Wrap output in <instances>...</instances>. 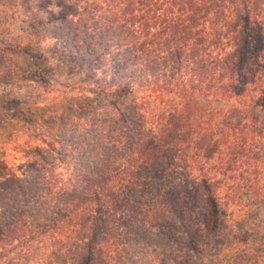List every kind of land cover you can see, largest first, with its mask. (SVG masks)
Instances as JSON below:
<instances>
[{"label": "trees", "instance_id": "obj_1", "mask_svg": "<svg viewBox=\"0 0 264 264\" xmlns=\"http://www.w3.org/2000/svg\"><path fill=\"white\" fill-rule=\"evenodd\" d=\"M36 8L30 28L52 30L93 99L68 145L47 137L57 156L34 151L0 187V264H130L151 235L159 264L203 263L228 200L264 203V0Z\"/></svg>", "mask_w": 264, "mask_h": 264}, {"label": "rangeland", "instance_id": "obj_2", "mask_svg": "<svg viewBox=\"0 0 264 264\" xmlns=\"http://www.w3.org/2000/svg\"><path fill=\"white\" fill-rule=\"evenodd\" d=\"M40 1L0 0V187L3 189L10 179H20L29 162L38 161L34 151L48 159L57 156L54 146L52 153L48 152L47 137L51 140L58 137L59 143L68 145L74 118L86 107L91 108L90 80L78 72L60 48L52 45L51 29L29 26ZM224 217L222 245L217 250L202 247L197 255L203 263L196 264H264V203H256L247 195H235L226 202ZM165 234L170 237L173 232ZM164 240L163 235L148 236L141 248L129 250L133 256L130 264H159L164 257L153 256L157 252L153 248L161 247ZM183 240L170 239L166 251L183 249ZM164 263L173 264L171 258ZM182 264L195 261L189 259Z\"/></svg>", "mask_w": 264, "mask_h": 264}]
</instances>
